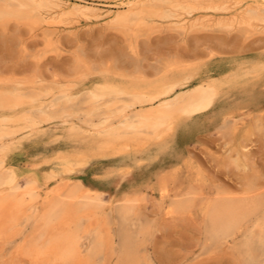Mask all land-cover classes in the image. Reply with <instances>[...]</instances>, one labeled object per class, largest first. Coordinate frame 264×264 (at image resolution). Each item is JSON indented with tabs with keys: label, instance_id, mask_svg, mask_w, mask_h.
Returning a JSON list of instances; mask_svg holds the SVG:
<instances>
[{
	"label": "rangeland",
	"instance_id": "1",
	"mask_svg": "<svg viewBox=\"0 0 264 264\" xmlns=\"http://www.w3.org/2000/svg\"><path fill=\"white\" fill-rule=\"evenodd\" d=\"M48 1L52 7H44L48 12L29 5L0 17V92L16 90L23 101L12 108L0 107L4 127H0V160L14 170L20 185L29 177L35 181L38 204L50 196L55 184L67 186L76 180L96 192L97 213L111 218L113 244L120 226L116 209L133 197L131 218L146 226L133 239L140 264H244V253L236 248L242 236L222 244L208 239L203 211L218 196H264V23L223 28L209 21L190 28L187 23L198 16L193 14L185 20L183 16L148 19L119 29L110 17L127 0ZM179 20L185 22L184 28L178 27ZM172 63L185 68L178 73ZM164 66L186 81L171 96L209 86L213 94L208 104L189 114H175L171 128L160 137L142 131L138 141L131 139L121 149L99 148L97 130L109 111L103 102L93 111L80 100L106 82L154 81L165 72ZM122 97L111 108L130 103ZM38 111L47 114L41 117ZM18 112L33 114L34 119L21 120ZM173 171L165 188L159 189L157 178ZM180 201L184 207H173ZM26 222L18 227L17 236L9 231L0 238V264L27 263L17 251L32 232L31 220ZM255 243V264H264V254ZM115 257L111 255L106 264H114Z\"/></svg>",
	"mask_w": 264,
	"mask_h": 264
},
{
	"label": "bare ground",
	"instance_id": "2",
	"mask_svg": "<svg viewBox=\"0 0 264 264\" xmlns=\"http://www.w3.org/2000/svg\"><path fill=\"white\" fill-rule=\"evenodd\" d=\"M2 2H4V4ZM2 2H1L2 4L0 3L1 4L0 17H3L10 13L12 14L13 12H18L21 9L26 10L24 8L27 6L29 7V5H32L33 9L34 7L39 10L44 9V7L48 6V3L50 1L48 0H5L4 1L3 0ZM120 4L121 7L120 8L118 7L119 9L116 8L117 10H115L112 13V17H110L111 18L110 23L114 27L119 29L127 25L130 26L137 24L141 25V23H143L144 21L147 23L148 19L152 21V19H166V18L169 19V18H177L179 16H183V20H185L188 19L189 16L193 14H196L198 16L192 18L193 22H190V24L187 23V25H189L187 27L196 28L195 26L198 25L197 28H199L200 25H202L203 23L205 25H208L206 23H208L209 21H212L211 22L212 26L214 24L218 27H223V28H230L233 25L249 27L254 25L255 23H264V0H127L124 2L121 1L119 5ZM48 7L49 9L52 8L50 6ZM76 7H79V5L78 6L76 5ZM62 9L61 11L64 10ZM47 10L45 11L44 9L42 11L48 12ZM81 12L82 11H80L79 13ZM39 15L35 14L33 16L39 17ZM49 16L47 17L49 18ZM42 17L40 18L42 19ZM200 18L202 19L201 21H199ZM32 21L33 20H31V22ZM179 21H177L178 24ZM199 22L202 24H199ZM183 23L185 22L183 21ZM183 23L179 25L177 24L178 27L184 28ZM210 26L211 25H209V27ZM123 34H125V32H123ZM49 46L51 45L49 44ZM176 64H177L176 66L174 64L172 65V67H174V70L178 69V73L180 70L185 68L178 63ZM170 67L167 66L168 69L165 68L167 71L163 69V71L165 72L157 79L155 78L156 80L154 79V81L152 80L151 82L150 81L139 82L138 81L139 78L133 76V78L135 77L138 82L136 80L135 81L133 80V82H131L128 85L123 83L113 84L112 82L103 83L101 85H98L92 91H90V93L87 94L84 99L80 100V102L88 103L90 109L93 111H95L99 107L100 103L103 102L107 106V111H109L108 115L105 113L107 117L104 119L105 120L104 123H101L102 125L100 127L97 126L99 128L97 132L100 135V139L98 140V144H97L99 148L106 149L108 147L115 145H119V147L126 146L127 142L130 141L131 139L134 141H138L140 139V134L142 133V131L145 133H152L160 137L162 136L164 131L168 127H170L172 120L174 119V117H176L174 116L175 114L177 113L189 114L203 108L204 106H206V104H208V100H210L209 98H212L209 96L213 94L211 92L212 87L209 86L201 85L200 87L194 90L192 89V91L188 92L185 95H181L177 97L171 96L177 91L178 88H180L183 84H185L186 81L183 80L184 78L182 77L178 78L177 75L174 74L175 73L174 71H173L174 73L170 74L172 71L170 70ZM30 78L33 79V77L31 76ZM24 79L26 80L25 76ZM28 88L29 86L27 87V89ZM32 89L35 90L36 88H32ZM49 91L50 90H48V92ZM124 96L128 99V101L127 100L124 101L130 103L128 104L125 103L120 108L118 107L111 108V106H114L116 101L121 99V97L124 98ZM34 99H38V98H34ZM156 100H160V101L154 104ZM22 102L23 101H21V96L17 94L16 90L0 92L1 108H6V109L8 107L12 108L13 106H16L17 104H21ZM123 103L124 102H122V104ZM40 107L38 106V108ZM32 109L34 110V107ZM46 109H49L48 106ZM104 109H106V107ZM67 110L68 109H66V113L69 112V110L71 111V109H69L68 111ZM29 111H31V109H29ZM19 113L20 112H18V114ZM21 113L24 114L23 110L21 111ZM45 113L46 112L43 111L40 112L39 115L43 117L46 116L44 115ZM4 116L7 117L6 115ZM21 116H23L21 120H30L31 122L34 119V115L30 113L28 115L26 114L25 116L21 114ZM55 119H57V116ZM42 120L39 119V122H41ZM77 126L78 124L76 125V127ZM34 127H35V123H34ZM85 130L88 129L86 128ZM10 135H12V133H10L9 136ZM0 138L3 137L0 136ZM90 144L92 146L95 144V142H91ZM3 145L4 144L1 143L2 147ZM118 151L119 150H115V152ZM63 159L64 158H62V160ZM3 162L2 160H0V238L1 237L3 238V236L5 238V234L9 231H11L12 235L16 234L17 236V233L20 231V230L17 231L18 227L21 224H25L24 222L31 220L32 227L30 228H32L31 230L32 232L29 231L30 234L28 235V237L24 236L21 244L17 248L19 255L28 264H106V261L110 259L111 255L116 256L114 264H140L139 261L140 255L136 253V252H140V250L138 251L135 250V248L137 249L138 246L137 247L135 246L133 242L136 239L134 241L133 239L136 235L143 234L146 230L145 228L146 226L139 219L131 218L133 212V201L135 200L133 197L126 198L121 203V205H119L116 209V214L118 216L117 219L120 222L119 223L120 226L119 228L117 225H115L117 227L114 226L115 228H118V232L116 234L117 236H115L118 237V240L116 238L118 242L115 241L116 247H114L113 245L115 244L112 243L113 234L109 226L111 223V218L108 214L105 215L103 213H97L96 207L99 198L96 192H93L91 189H89L88 187L84 186L82 183L76 180L72 184L67 186L64 184H55L54 188L50 192L51 193L50 196L47 198L45 197L46 200L44 199L43 202L41 201V203L38 204V201L36 199L37 196L34 191L35 181L29 177V179L25 181L23 186L20 185L21 183L19 184L14 170L10 167H6L3 164ZM66 168H67V172L71 171V169H69L68 171V167ZM174 172L175 171L171 173L165 172L157 178L156 181L159 186V189L165 188V182L167 181V178L174 176ZM188 193H191V191L186 192V194ZM182 194L183 193H181V195ZM123 198H125L124 195ZM182 203L183 202L180 201L177 204H174L173 207L175 208L182 206L184 207L185 205ZM173 207L171 209H173ZM188 207L189 206H187V209ZM203 212L205 217V218L203 217L205 221L204 227L209 237L208 239L217 242V244L218 242L220 243L221 241L222 244L223 241L225 242L227 240L234 241L238 237V235H241L242 236L240 237L241 240L240 241L237 240L239 241L237 247L234 245L235 241L233 242V246L239 249L237 251L239 252L241 251L242 253H244L243 256H245V258L243 259L244 261L243 263L255 264L258 262L256 261L257 256H254L255 252L253 254L254 251L253 249L255 247L253 246V244L254 242H256L255 244L258 245L259 250H261L260 253L262 252L261 254L260 253L259 254L260 255L264 254V196L247 195L245 197L243 196L236 198L218 196L214 200H210L205 205V209ZM128 227H130V229L132 228L133 230L128 229ZM255 228H257V233L255 232L256 231ZM253 229H255V231ZM144 241L145 240H143L142 242ZM231 249H233V247ZM237 251L236 253L239 254V252ZM243 256L241 258H243ZM146 259H148L147 256Z\"/></svg>",
	"mask_w": 264,
	"mask_h": 264
}]
</instances>
